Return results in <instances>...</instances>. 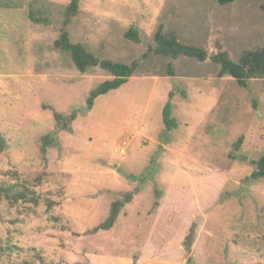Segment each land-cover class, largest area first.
<instances>
[{
    "label": "rangeland",
    "instance_id": "1",
    "mask_svg": "<svg viewBox=\"0 0 264 264\" xmlns=\"http://www.w3.org/2000/svg\"><path fill=\"white\" fill-rule=\"evenodd\" d=\"M70 1L0 0V188L37 202L0 198V264H264V179H250L264 156V79L241 88L209 59L264 47V0H80L71 41L100 60L140 59L161 22L208 55L150 53L141 69L156 73L90 109L110 77L79 73L53 47ZM55 114L74 119L65 129ZM45 135L57 142L44 152Z\"/></svg>",
    "mask_w": 264,
    "mask_h": 264
},
{
    "label": "trees",
    "instance_id": "2",
    "mask_svg": "<svg viewBox=\"0 0 264 264\" xmlns=\"http://www.w3.org/2000/svg\"><path fill=\"white\" fill-rule=\"evenodd\" d=\"M235 0H218L220 6L233 3ZM13 7H17L16 1L13 3ZM80 0H71L63 10V20L59 29V35L53 43V47L61 52L67 54L76 68L81 74H86L92 69L99 68L104 71L109 79L103 81L98 88L92 92L87 98V106L90 109L96 98L102 95H106L110 91L118 89L124 85L128 79L134 76L146 77L151 73L150 70L146 71L141 69L142 61L148 58L150 53H153L159 57H169L173 60H177L180 57L189 59H195L198 62H205L208 59L207 52L200 47L193 45H186L181 42L175 31H166V26L158 24L155 32L152 35V43L147 45L146 51L141 55L140 59L133 60L130 64H122L119 62H112L109 60H100L94 54L88 52L82 43H73L71 41L68 27L71 25L73 19L79 13ZM4 8H12L11 5H3ZM260 10L264 14V1L260 5ZM28 18L37 24H44L45 26L50 25L46 18H36L32 12H28ZM126 40H130L134 43L139 44L140 39L138 34L133 28H129L123 35ZM264 38V29H263ZM211 62L218 66L217 78H231L241 88H247L250 80L264 79V47L261 49L246 50L244 51L238 61H233L229 54L225 51L219 50L218 53L209 58ZM173 69L171 65H168V76L172 77ZM158 74V73H157ZM172 95L170 94V97ZM57 123L69 124L74 116L69 118H62L60 115L55 114ZM163 124L168 130L176 127L174 119L170 118V103H167L163 110ZM242 138L238 140L234 151H238L242 144ZM56 139L53 136L45 135L41 138V144L44 152L46 148L51 144L56 145ZM256 170L251 174L250 179L260 180L264 179V156L261 157L256 163ZM12 188H0V198L7 200L10 205L18 203L19 201H31L34 205H37L36 200L33 197H28L30 191L24 192L16 191L12 193ZM50 205H47V209ZM123 207V202L114 203L111 207L110 214L106 221L101 225V229L108 230L112 228L117 220L118 214ZM9 251L13 250V247H7Z\"/></svg>",
    "mask_w": 264,
    "mask_h": 264
}]
</instances>
